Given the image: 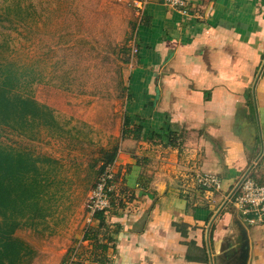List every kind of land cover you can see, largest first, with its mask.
<instances>
[{
	"label": "crops",
	"instance_id": "obj_1",
	"mask_svg": "<svg viewBox=\"0 0 264 264\" xmlns=\"http://www.w3.org/2000/svg\"><path fill=\"white\" fill-rule=\"evenodd\" d=\"M186 9L148 0L136 29L126 116L141 132L122 138L114 159L130 199L99 231L108 248L95 264H264V226L231 203L243 176L264 184V0ZM201 173L221 188H197ZM79 248L89 256L88 241Z\"/></svg>",
	"mask_w": 264,
	"mask_h": 264
},
{
	"label": "rangeland",
	"instance_id": "obj_2",
	"mask_svg": "<svg viewBox=\"0 0 264 264\" xmlns=\"http://www.w3.org/2000/svg\"><path fill=\"white\" fill-rule=\"evenodd\" d=\"M142 19L132 0H0V79L14 72L20 82L12 89L56 120L24 132L0 125V145L38 158L44 179V216L14 232L32 251L23 264H68L81 245L90 193L132 111Z\"/></svg>",
	"mask_w": 264,
	"mask_h": 264
},
{
	"label": "trees",
	"instance_id": "obj_3",
	"mask_svg": "<svg viewBox=\"0 0 264 264\" xmlns=\"http://www.w3.org/2000/svg\"><path fill=\"white\" fill-rule=\"evenodd\" d=\"M1 76V126L24 132L28 127L56 124L53 112L46 105L13 90L20 82L14 72L6 70ZM140 132L139 126L129 127L127 116L123 118L121 138L130 133L133 139H138ZM116 151L115 148L105 155L103 168L106 164L114 162ZM38 160L28 151L0 145V264H23L24 259L32 253L28 244L15 237L14 232L22 224H33L35 217L44 216V207L40 203L44 179L38 170ZM123 192L124 190L120 189L111 191L108 194L109 208L93 213L92 220L95 225L87 228L82 236V240L91 244V250L88 257L83 250H79V253H76V264L84 260L94 263L105 261L103 254L108 245L102 242V237H98L99 231L106 227L107 218L124 208V198L130 199L125 194L124 196ZM118 229L116 227L114 233Z\"/></svg>",
	"mask_w": 264,
	"mask_h": 264
},
{
	"label": "built area",
	"instance_id": "obj_4",
	"mask_svg": "<svg viewBox=\"0 0 264 264\" xmlns=\"http://www.w3.org/2000/svg\"><path fill=\"white\" fill-rule=\"evenodd\" d=\"M163 4L174 8L182 14H187L188 4L192 0H161ZM148 0H132V4L136 10V14L142 17ZM141 19V18H140ZM140 23V21H139ZM133 53H137V46H133ZM114 162L104 166L94 188L92 189L87 203V210L92 217L96 211L108 209L110 206L108 194L117 188L114 181ZM196 187L204 192H214L221 188V179L215 174L201 173L194 175ZM232 205L239 213L240 217L249 225L264 226V184L257 183L251 177L244 176L238 184L236 194L232 197ZM82 240V239H81ZM83 241V240H82ZM77 246L66 263H77L76 252ZM81 264L82 261H80ZM86 264H95L91 261L84 262ZM71 264V263H70Z\"/></svg>",
	"mask_w": 264,
	"mask_h": 264
},
{
	"label": "water",
	"instance_id": "obj_5",
	"mask_svg": "<svg viewBox=\"0 0 264 264\" xmlns=\"http://www.w3.org/2000/svg\"><path fill=\"white\" fill-rule=\"evenodd\" d=\"M242 246H243L242 256H243V259H244V258L247 257V247H248V245L246 244V241H245V245H242Z\"/></svg>",
	"mask_w": 264,
	"mask_h": 264
}]
</instances>
